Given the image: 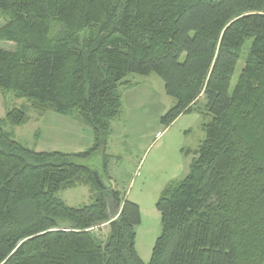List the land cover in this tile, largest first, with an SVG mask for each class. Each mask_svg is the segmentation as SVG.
<instances>
[{"label":"trees","instance_id":"obj_1","mask_svg":"<svg viewBox=\"0 0 264 264\" xmlns=\"http://www.w3.org/2000/svg\"><path fill=\"white\" fill-rule=\"evenodd\" d=\"M0 15V43L14 45L0 46L3 97L71 116L94 135L83 151L35 150L3 128L30 116L6 107L0 264H264V0H0ZM151 73L176 100L164 125L192 111L210 119L188 172L155 202L161 231L144 262L140 208L111 186L109 155L101 171L77 161L105 148L118 87L133 84L126 77ZM78 185L90 203L56 195ZM103 223L100 241L93 229Z\"/></svg>","mask_w":264,"mask_h":264},{"label":"rangeland","instance_id":"obj_2","mask_svg":"<svg viewBox=\"0 0 264 264\" xmlns=\"http://www.w3.org/2000/svg\"><path fill=\"white\" fill-rule=\"evenodd\" d=\"M0 15V25L3 23ZM248 44V43H247ZM246 44V47H247ZM1 47L12 49L13 43L1 42ZM244 63L242 55L231 78L230 88L235 85ZM132 85H120L121 107L117 116L110 120L107 144L89 158L78 159V163L101 171L104 153L109 155L108 176L111 186L126 198L137 203L141 222L136 226L135 247L140 258L147 262L154 241L161 231L160 214L155 202L163 188L184 177L189 170L194 150L205 138L203 124L210 116L192 111L179 115L168 126L161 117L176 103L174 97L165 92L162 79L155 73L149 75L130 74L126 77ZM199 102H204L202 96ZM24 108L30 120L22 125L3 124L10 135L35 150H60L78 152L93 143V130L89 125L72 123L69 116L44 115L39 118L25 98H6L0 92V118L6 107ZM59 118L66 122L57 123ZM56 195L74 207L90 203L91 193L85 185L59 190ZM94 234L100 241L107 237L106 224L96 226Z\"/></svg>","mask_w":264,"mask_h":264},{"label":"crops","instance_id":"obj_3","mask_svg":"<svg viewBox=\"0 0 264 264\" xmlns=\"http://www.w3.org/2000/svg\"><path fill=\"white\" fill-rule=\"evenodd\" d=\"M51 114H53L54 116V118L55 117H61V116H57L56 114H54L53 112H51V111H46L45 113H43L42 115H36V117L38 116L39 118H42V116H44V115H46V116H48V117H50V115ZM70 118H72L71 116H69ZM77 120H75L74 118H72V123H74L75 124V122H76ZM57 123H64V122H66L65 120H63V118H59V120L58 121H56ZM79 122V121H78ZM80 123V122H79ZM52 150H55V149H52ZM103 224H106L107 225V223H103ZM102 225V224H101ZM107 227H108V225H107Z\"/></svg>","mask_w":264,"mask_h":264},{"label":"water","instance_id":"obj_4","mask_svg":"<svg viewBox=\"0 0 264 264\" xmlns=\"http://www.w3.org/2000/svg\"><path fill=\"white\" fill-rule=\"evenodd\" d=\"M94 175H95V178H96L97 182L99 183V185L104 188L106 185L102 180H100L97 172H94Z\"/></svg>","mask_w":264,"mask_h":264}]
</instances>
